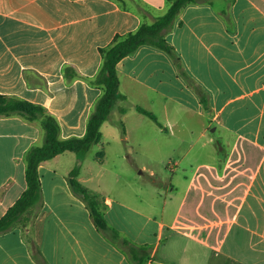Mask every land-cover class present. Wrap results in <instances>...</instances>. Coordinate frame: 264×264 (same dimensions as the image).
<instances>
[{
	"label": "crops",
	"instance_id": "crops-1",
	"mask_svg": "<svg viewBox=\"0 0 264 264\" xmlns=\"http://www.w3.org/2000/svg\"><path fill=\"white\" fill-rule=\"evenodd\" d=\"M210 1L187 4L166 34L185 71L209 93V111L172 57L142 44L117 62L126 99L102 123L96 143H127L125 126L124 138L109 137L118 119L136 121L134 130L147 138L132 139L138 147L127 157L101 150L98 164L85 158L79 169L108 224L150 247L146 264H264V0H232L227 18ZM167 6L0 0V93L44 106L61 138L83 136L101 89L80 78L66 83L63 65L94 75L99 47L142 20L153 22ZM43 141L40 119L0 114V218L26 190L27 153ZM146 141L150 148L142 150ZM69 151L38 165L42 205L33 230L42 255L48 264H133L72 191L68 175L77 159ZM120 158H131V171L106 165ZM0 264H38L19 224L0 233Z\"/></svg>",
	"mask_w": 264,
	"mask_h": 264
},
{
	"label": "trees",
	"instance_id": "trees-1",
	"mask_svg": "<svg viewBox=\"0 0 264 264\" xmlns=\"http://www.w3.org/2000/svg\"><path fill=\"white\" fill-rule=\"evenodd\" d=\"M119 1V0H116ZM209 0H167L165 12L149 23L142 20L139 26L126 33H116L109 44L99 47L101 63L97 72L92 75H83L69 64H64L62 74L66 83L70 84L75 79H83L89 85L101 89L88 116L86 132L83 136L60 137V126L57 118L40 104H36L15 95L0 93V114L11 115L18 113L28 119H40L44 130V141L41 145L32 146L26 156L27 188L17 201L0 218V233L19 224L24 237L29 244L33 258L38 264H48L42 255L35 239L33 222L42 205L41 184L38 174V165L63 151L74 152L78 159L84 158L90 146L101 138V125L108 119L109 114L118 101L125 100V95L119 88L117 62L124 56L133 54L140 45L149 44L167 52L188 84L197 92L205 111H209V93L202 88L184 69L174 47L166 39V34L174 27L180 11L190 3L207 2ZM232 0L210 1L215 9L225 18L229 15V5ZM41 86L46 87L43 80ZM136 108L156 119L150 111L136 106ZM120 113L127 110L125 105L118 107ZM119 125L124 134V125L120 120ZM80 164H76L68 175V183L72 191L87 205L93 222L98 229L129 257L133 264H146L149 259L150 247L138 245L122 236L106 221L103 206L97 194L90 191L79 180Z\"/></svg>",
	"mask_w": 264,
	"mask_h": 264
},
{
	"label": "rangeland",
	"instance_id": "rangeland-1",
	"mask_svg": "<svg viewBox=\"0 0 264 264\" xmlns=\"http://www.w3.org/2000/svg\"><path fill=\"white\" fill-rule=\"evenodd\" d=\"M113 117H116V119L118 118V114L114 115ZM118 122L120 121V119L117 120ZM134 125H136V121L134 120H129L127 122H124V126L126 128V134L125 136H127V143L126 142H123L122 140L120 144H116L114 142L111 143L110 146H106L105 145V148L104 149V146H101L100 144H97V143H94L90 146V148L88 149V151L86 152L85 156L83 159L79 160L77 155L74 153L72 154V152H67V153H70L68 155H74V157L76 156V163L74 164V166L76 164H80L81 166V162L85 159L87 160L89 163H93V164H98L97 161L95 162V155L97 152L103 150L104 153H105V150H108L110 152L107 151V154L110 156V155H114L115 153H120L122 152V154L127 157V155L129 154H133V151L135 148H137L138 146H131V140L134 139V138H147L146 134L143 133L144 131H141V130H134ZM116 131H117V134L116 135H109L110 138H113L116 136V138L118 139H122L124 138V134L122 133V129L118 123L117 127H116ZM208 134L210 135L211 132L209 131ZM150 148V146L148 145L147 141L146 143H144V145L141 147L142 150H148ZM117 165V169L119 171H121L123 169H126V170H130L129 166H131V158H120V161H115V160H111L109 159V161L106 163V165ZM144 164H149V163H144ZM121 165V166H120ZM131 171V170H130ZM125 181V180H124Z\"/></svg>",
	"mask_w": 264,
	"mask_h": 264
}]
</instances>
